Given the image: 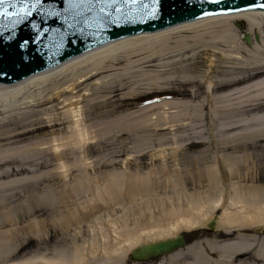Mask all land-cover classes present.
<instances>
[{
  "label": "bare ground",
  "instance_id": "bare-ground-1",
  "mask_svg": "<svg viewBox=\"0 0 264 264\" xmlns=\"http://www.w3.org/2000/svg\"><path fill=\"white\" fill-rule=\"evenodd\" d=\"M246 35L249 36V43ZM179 50L184 52L181 57L189 55L193 58L213 51V57L208 58L209 70L205 74L208 94L205 102L195 107L188 101L180 100H163L152 105L155 108L151 111L156 108L164 111L160 115L165 119L163 125L175 127L178 125L174 123L180 122L166 120L169 108L186 109L185 121L201 119L203 110L210 108L213 113L206 114L212 136L210 142H220L216 145L223 148L238 149L239 143L264 141V12L205 18L155 33L120 39L16 84H0V116L9 113L0 120V145L21 142L25 136L39 130L28 129L39 123V119H31L36 113H10L17 108L22 109L24 105L60 100L67 109L65 113L70 130L64 136L53 133L50 138L37 141V144L44 146L43 150L53 151L55 175L62 182L60 189L50 187L43 192L42 202L49 206L63 204L65 213L62 212L58 221L68 227L73 226L75 233L67 235L66 240L71 242L56 247L51 257L31 255L11 264H156L153 261L142 263L144 259L135 260L133 253L142 246L176 239L181 235L187 240L185 233L201 228L215 232V239L205 238L166 252L160 255L157 264H264V235L245 232L264 225V185L245 183L251 175L254 180L258 174L251 156L255 153L249 152L247 146L245 151L235 150L228 155H219V150L215 149L214 160L204 164V170L198 174L206 178V186L195 192L187 191V182L179 163L172 169L163 163L145 173L125 171L94 177L89 173L91 163L80 154V157L74 158L78 174H74L72 180L68 164L63 161L66 143L77 149V153L85 155L88 142L94 139L93 130L83 121L79 108L85 93L94 94L84 88L87 82L93 80L98 86L106 83L107 80H102L108 77H97L116 69L122 58L129 60L132 56H144L148 52L149 55L132 62L149 64L165 55L172 54L171 57H174ZM218 64L236 67L221 73L227 79L209 80ZM244 82L250 83L237 87ZM193 84L198 85L195 86L198 92L194 95L197 97L202 84ZM234 86L237 88L224 90ZM103 88L100 87L101 90ZM216 93L222 95L216 96ZM222 102L228 103L223 105ZM190 110L195 115L190 114ZM222 120L228 123L219 124L218 131L227 136L217 141L213 125ZM181 121V126L186 124ZM52 127L55 124L52 123ZM234 130L238 131L232 133ZM198 142L202 145L204 141ZM180 148L179 144L173 147L174 159H177L176 153ZM161 154L164 156L163 151ZM17 155V151H8L4 155L0 153V165L3 159H12ZM223 166L235 179L229 188L222 180ZM250 170L253 171L251 174L248 173ZM3 177L6 175L0 176ZM5 187V184H0L1 189ZM168 189L170 195L166 193ZM82 194L86 196L83 204L80 201ZM119 206H125L121 215L109 221L103 220L105 214L114 212ZM34 210V204L29 203L27 211ZM97 216L101 220H95ZM92 218L94 224H88ZM1 220L0 217V226L3 224ZM19 221L20 216L15 211L4 213V224H10L11 228L0 230V264H8L10 257L19 251L20 243L14 241L21 231L14 228ZM83 223L88 224L90 236L79 241L78 236L83 237ZM212 223L214 227L211 229L209 225ZM44 227L43 220H34L30 225L32 233L37 236L45 232ZM221 234L225 239L219 238Z\"/></svg>",
  "mask_w": 264,
  "mask_h": 264
},
{
  "label": "rangeland",
  "instance_id": "rangeland-1",
  "mask_svg": "<svg viewBox=\"0 0 264 264\" xmlns=\"http://www.w3.org/2000/svg\"><path fill=\"white\" fill-rule=\"evenodd\" d=\"M192 44L190 43V45ZM181 50L174 53V57H171L172 54L165 55L156 62L149 64L132 62L149 55L148 52L143 54L144 56L128 57L130 61L127 58H122L116 69L97 77H108L102 80V82L107 80L106 83L98 86L91 80L84 85V88H88L94 94L88 95L81 91L80 93H83L84 97L80 101L79 108L82 111L83 121L93 130L94 139L88 142L85 155L77 153V149L66 143L63 161L68 164L72 180L73 175L78 174V169L74 166V158L75 156L80 157L81 154L91 163L89 173L94 177L101 174L108 176L112 173L125 171L145 173L163 163H167L172 169L174 165L179 163L187 182V191H201L206 186V178L204 176L201 178L198 174L204 170V164H209L214 160L217 154L215 149L219 150V155H228L235 153V150L245 151V148L248 147L249 152L255 153L251 156L255 160L254 164L258 174L254 180H252L251 175L245 180V183L264 185V141L239 143L238 149H234V147L223 148V146L216 145L220 142H210L212 139L209 131L210 125L206 121L208 120L206 114L211 111L210 108L203 110L205 117L187 119L186 121L184 120L186 109L184 111L179 108H169L166 110L168 116L166 120L180 121L174 123L178 126L169 127V125H163L165 119L160 117L164 111L159 108L151 111L155 107L145 102L150 100L149 103H151L155 99L164 100L163 98H167L169 100L188 101L193 104L192 107L200 106L205 102L206 94H208L205 74L209 70L208 58L213 57V51L193 58L189 55L181 57V54L184 53ZM244 56L250 58L246 54ZM235 67V65L225 67L218 64L210 74L209 80L227 79L221 73ZM194 82L199 83V85L202 84L197 97L194 95L198 92L195 87L198 85L193 84ZM247 83L250 82H244L237 87H242ZM101 86L105 88L101 90ZM237 87L224 90L229 91ZM215 95L219 96L222 93ZM231 101L232 98L229 102ZM222 103L224 105L228 102ZM22 107V109L17 108L18 110L15 109L10 113H36L37 115L31 119H39V123L30 126L28 129L38 128L39 130L25 136L21 142L0 145L2 155L8 151H17L18 154L12 159H3L4 161L2 160L0 165V176L6 175V177L0 178V184L6 185L4 189L0 188V217L3 220H1L3 224L0 226V230L11 228L10 224H4V213L13 210L20 216L19 224H15L14 228L21 229L14 241L20 243V248L27 243L22 249L19 248L15 256L10 257L11 261L8 264L16 263L31 255L43 254L51 257L56 247L65 246V243L70 241L66 240L67 235L72 236L75 233L73 226L68 227L58 221L60 215L65 213L63 204L56 203L54 206H49L42 202L43 192L50 187L60 189L62 182L55 175L56 161L52 160L53 151L51 149L43 150L44 146L37 144V141L50 138L53 133L62 136L70 133L67 127L69 118L65 113L67 109L58 99ZM191 113L195 115L193 110H190ZM211 113L213 112L211 111ZM8 114L0 116V120L6 118L5 116ZM181 120L185 121L186 124L181 126ZM52 123L55 124V127L51 128ZM227 123V120H222L213 125V135L217 141L227 136L226 133L218 131L219 124ZM198 141L204 142L201 145V142ZM176 144H179L181 148L176 153L177 159H174L172 149ZM214 146L216 147L214 148ZM162 151L164 156L161 154ZM223 171L222 180L226 188H229L235 179L230 177L225 168ZM251 172L253 171L250 170L248 173L251 174ZM6 173H9L10 176L8 177ZM244 173L245 171L242 172V174ZM22 179L25 181L21 182ZM10 182L14 183L9 184ZM168 190L166 193L170 195V189ZM159 191L163 193L162 189ZM85 197L82 194L80 200L82 204ZM29 203H33L36 210L28 212ZM124 209L125 206L117 207L114 212L107 209L109 212L104 215L103 220L109 221L110 218L121 215ZM34 220L45 221V232H41L39 236L33 234L32 229H30ZM95 220L99 221L101 218L97 216ZM103 220L102 222H104ZM87 223L94 224L93 218L89 219ZM87 223L82 225L83 237L78 236L79 241L90 236ZM246 233L253 234L255 232L250 230ZM185 235L189 244L205 238L215 239L216 236L215 232L206 230V228L196 229L185 233ZM256 235L260 234L256 233ZM219 238L224 239L222 234Z\"/></svg>",
  "mask_w": 264,
  "mask_h": 264
},
{
  "label": "water",
  "instance_id": "water-1",
  "mask_svg": "<svg viewBox=\"0 0 264 264\" xmlns=\"http://www.w3.org/2000/svg\"><path fill=\"white\" fill-rule=\"evenodd\" d=\"M35 3V0H29ZM99 0H40L31 15L0 17V82L14 83L86 50L122 36L156 31L210 14L262 8L264 0H118L100 12ZM119 8V10H117ZM9 8V11H16ZM249 42V36L246 35ZM212 229L214 223L210 224ZM264 229V227H263ZM185 245L184 236L142 246L135 260L171 252Z\"/></svg>",
  "mask_w": 264,
  "mask_h": 264
},
{
  "label": "snow or ice",
  "instance_id": "snow-or-ice-1",
  "mask_svg": "<svg viewBox=\"0 0 264 264\" xmlns=\"http://www.w3.org/2000/svg\"><path fill=\"white\" fill-rule=\"evenodd\" d=\"M136 2H139V0H136ZM214 2H218V0H214ZM39 3L40 0H35V3L32 4L29 3V0H0V17L6 16L16 18L18 22L22 15H31V10L35 9ZM113 5H118V0H99L97 6L100 12H105L106 6L111 7ZM158 6L159 0H152L151 6L145 5L146 8H149L150 15H155L157 13ZM260 7H264V5H260ZM9 8H15L17 10L10 12ZM117 10H119V8H117Z\"/></svg>",
  "mask_w": 264,
  "mask_h": 264
}]
</instances>
